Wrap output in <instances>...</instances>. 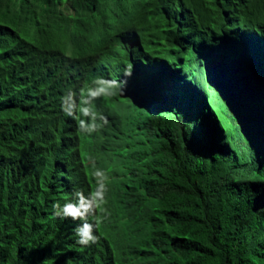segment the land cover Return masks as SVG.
I'll list each match as a JSON object with an SVG mask.
<instances>
[{
    "label": "trees",
    "instance_id": "16d2710c",
    "mask_svg": "<svg viewBox=\"0 0 264 264\" xmlns=\"http://www.w3.org/2000/svg\"><path fill=\"white\" fill-rule=\"evenodd\" d=\"M95 33L106 41L84 52ZM100 81L118 94L85 104ZM83 108L107 123L82 131ZM98 182L93 234L123 264H264V0H0V264H76L81 220L53 205Z\"/></svg>",
    "mask_w": 264,
    "mask_h": 264
},
{
    "label": "clouds",
    "instance_id": "9594fccd",
    "mask_svg": "<svg viewBox=\"0 0 264 264\" xmlns=\"http://www.w3.org/2000/svg\"><path fill=\"white\" fill-rule=\"evenodd\" d=\"M106 39L99 35L98 33L91 34L90 39L83 40V51L86 53H91L95 49H98ZM77 46L74 49L64 51L65 56H73L79 52ZM216 54V53H215ZM219 55V54H218ZM130 69L126 70L125 75H130ZM108 85L107 87H100L92 89L88 93L87 99L84 100L85 104L90 103L93 99L100 96L112 97L118 94L119 87L116 81H100ZM73 94L69 93V99ZM207 99V98H206ZM208 101V100H207ZM82 113L86 116H91L93 121L96 119V113L90 108L81 109ZM68 115H72L71 111L66 109ZM100 119L107 123L105 117L100 116ZM80 121V129L84 132H93L97 130V125L93 122L92 124H86L83 120ZM86 144L88 142H82L81 145H85V152L87 151ZM87 165V164H85ZM95 175L106 179V175L100 171H96ZM107 189L103 182H98V187L95 192L91 193L89 197H85L82 192L77 191L75 193L77 197V202H68L61 206L59 203L53 205L56 211L54 216L65 218L70 217L73 220H81L80 226L77 227L74 234V239L77 245V255L75 256L76 264H123L118 256L119 247L112 245L106 238L98 239L97 235L93 234V230L98 228L100 223H102V218L100 216H94L95 211L99 209L104 212L105 209L103 205L106 203L105 193ZM89 216H94V223L88 221Z\"/></svg>",
    "mask_w": 264,
    "mask_h": 264
},
{
    "label": "rangeland",
    "instance_id": "374dc122",
    "mask_svg": "<svg viewBox=\"0 0 264 264\" xmlns=\"http://www.w3.org/2000/svg\"><path fill=\"white\" fill-rule=\"evenodd\" d=\"M219 61L222 63V69L227 71L229 74H238V79H243L242 74L238 73V67L236 64L229 63V62H225L224 57L219 55ZM196 75V74H195ZM226 77L228 78V75L226 73ZM204 85H205V89L207 91L208 94V101L212 107V109L216 112L217 117L222 125V127L224 128V130L226 131V133L229 136V142L230 144L234 147V149L236 150V152L238 154H240V149H239V142H241L239 140V133L237 131V126L229 119L227 112H226V107L224 106V103L221 99V97L219 96V94L217 93V91L214 89V87L209 83V81L206 79L204 81ZM125 110H127L125 108ZM98 120V119H97ZM95 121V124L98 127L99 123H102V125H104V122H101L99 119L98 121ZM94 132V131H93ZM88 133V132H87ZM87 148H91L92 146L90 144H86ZM121 149L120 147L117 146V150ZM85 145H81L80 146V154L83 155L85 152ZM113 160L116 162V160H121V156L119 155H112Z\"/></svg>",
    "mask_w": 264,
    "mask_h": 264
},
{
    "label": "water",
    "instance_id": "95a60500",
    "mask_svg": "<svg viewBox=\"0 0 264 264\" xmlns=\"http://www.w3.org/2000/svg\"><path fill=\"white\" fill-rule=\"evenodd\" d=\"M219 55L218 54H210V63H211V67L214 69V71H216L220 76L223 75V70H222V63L219 61ZM222 56V55H221ZM224 57V56H223ZM225 58V57H224ZM243 79H239L241 83H246L247 77L245 74L242 75ZM240 103V102H239ZM240 104L237 105V107H239ZM244 105V103H243ZM241 109V108H240ZM254 107L252 106V108H246L245 111H242L241 114H243V116L247 118H253L251 116V112L253 111ZM240 113V112H239Z\"/></svg>",
    "mask_w": 264,
    "mask_h": 264
}]
</instances>
